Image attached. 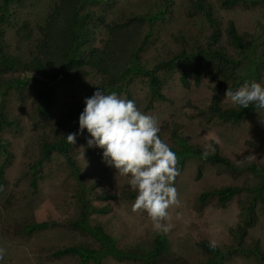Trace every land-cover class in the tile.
Masks as SVG:
<instances>
[{
  "label": "rangeland",
  "instance_id": "obj_1",
  "mask_svg": "<svg viewBox=\"0 0 264 264\" xmlns=\"http://www.w3.org/2000/svg\"><path fill=\"white\" fill-rule=\"evenodd\" d=\"M193 1L88 0L74 6L72 10L76 9L78 14L77 23L82 33L83 45L91 44L103 50L110 44L108 26L121 23L124 16L133 15L132 13L144 17L153 16L163 7L165 12L153 22L144 21L140 24V31L136 33L131 44L138 47L145 39L136 59L141 66H150L171 54L182 50L189 52L193 46H204L207 43L209 28L203 17L190 16V5ZM208 2L223 26L231 19L244 39L249 42L252 40L256 44L255 54L264 55L262 7L257 4L223 7L221 0ZM55 6L58 5L53 0L10 2L8 9L11 21L3 26L5 51L22 62L28 61L42 39L43 33L40 30L45 27L49 16H58L57 14L63 12ZM86 13H90L94 20L86 16ZM62 15L64 16L63 13ZM24 23L29 27L20 33L19 27ZM87 29L92 33L85 38ZM24 31L32 35L30 40H23ZM219 45L227 55H238L223 33ZM91 72L93 71L89 68V73L81 79L82 86L63 75L51 81L55 90L54 102L45 119L36 110V97L31 86H25L19 93L13 88L0 90V115L12 122L0 133L4 153L0 152V164L4 157L9 162L4 171L6 187L0 190V264H78L75 258L52 259L46 253L61 246L84 241L85 238L79 234L60 227L38 230L28 235L19 228L33 221H61L77 214L73 198L76 178L70 172L63 155L54 152L42 166L35 193L31 191L26 171L39 156L41 139L58 138L68 127V121H65L68 109L84 98L85 91L88 90L87 83L90 86L97 82V76ZM157 74L162 81L163 100L151 104L148 102V80L141 74L132 77L128 90L139 110L157 119L159 136L166 144H173L171 136L175 131L190 145L198 146L205 153H209L216 145L220 155L234 164L264 167V110H254L237 125L217 119L209 120L205 114L214 93L219 96L221 106L235 105L226 97L225 85L216 87L219 79L208 67L202 71L198 84L194 83L188 70V86L183 85L178 67L159 70ZM25 75L30 76L32 73L19 69L11 72V75L8 74L6 78ZM256 82L264 84V74ZM124 96V93L119 95L122 99H125ZM60 121L62 124L58 125ZM86 136V131L77 135L75 144H71L70 156L82 175L83 184L91 187L93 194H115V198L107 201L93 200V205H106L109 212L93 214L92 220L101 223L118 245L146 248L155 235L159 234L165 237L167 243L165 261L172 264H202L209 255L199 249V241H214L220 248L232 242L230 228L241 222V206L246 196L241 192L232 197L225 207L208 202L201 209L197 205V197L201 192L222 186H254L258 184L257 176L246 170L234 173L208 162L185 158L184 167L174 180L178 204L168 209L169 215L164 221L168 231L158 232L147 213L143 210L134 211V201L125 196L128 191L135 192L128 184L129 178L120 175L116 169L110 170L99 157L88 152ZM83 147L85 165L81 158ZM198 170L201 172L200 176ZM8 194H14L16 201L5 208L3 201ZM19 198L22 200L18 201ZM251 240L259 242L260 251L264 255V206L259 203H256V223L248 229L245 237L246 242ZM101 264L138 263L106 258ZM224 264L264 262L255 256L240 255L232 256Z\"/></svg>",
  "mask_w": 264,
  "mask_h": 264
},
{
  "label": "trees",
  "instance_id": "obj_2",
  "mask_svg": "<svg viewBox=\"0 0 264 264\" xmlns=\"http://www.w3.org/2000/svg\"><path fill=\"white\" fill-rule=\"evenodd\" d=\"M12 1L2 0L0 2V90L13 88L19 93L25 86H31L36 97V110L45 119L54 102L53 95L55 90L51 81L59 75H63L64 78L81 85L83 84L81 79L89 73V68L93 71L91 73L97 76V82L91 83L92 85L90 86L88 83L86 84L88 90L85 91L84 98L68 109L65 115L68 127L62 131L58 138L55 137L50 140L44 137L41 139L39 156L26 171L29 186L34 193L38 187V180L45 162L50 159L54 152L63 155L70 167V172L76 178L73 198L77 214L73 218L61 221H33L20 226V231L30 235L37 230L61 227L83 235L84 241L61 246L50 253H46V256L52 259L61 260L65 257H71L75 258L78 264H101L104 258L111 257L119 261H133L138 264H172L164 260L167 251V243L164 236L155 235L146 248L129 245L126 248H119L115 239L105 231L101 224L91 222L90 216L92 213L103 214L109 211L107 206L96 208L93 205V200L106 201L115 198V194H93L91 187L83 184L82 175L71 159V144L68 143L66 136L78 130V116L83 110L84 99L90 97V92L95 91L99 87L104 90L105 94L116 92L119 96L124 93L125 99L134 101L129 94L128 86L134 75L141 74L148 80V102L151 104L154 101L164 99L161 93L162 81L157 74L159 70L178 67L183 85L188 86V70H190L194 83L198 84L202 71L208 67L209 71L219 79L216 87L225 85L227 89L236 90L246 81H258L262 77L264 74V55L258 56L255 54L256 44L252 40L250 42L245 40L231 19H228L225 22V26H223L221 20L216 17L208 0H194L190 5L189 13L190 16L203 17L205 24L209 28V33L206 35L207 43L204 46H193L189 52L182 50L171 54L166 59L150 66H141L136 59V54L141 45L144 44L145 39L142 40L138 47L131 45L132 41L135 39L136 33L140 31V24L144 21L153 22L154 19L165 12L163 7L153 16L144 17V15L132 13L133 15L124 16L121 23H114L112 26H108L110 44L100 50L91 44H88L89 46L83 45L82 33L77 23L78 14L76 9L72 10L74 6L88 0H53L58 5L55 8L62 9L65 17L62 13L57 15L63 16V18L49 16L46 22L47 26L45 25L40 30L43 36L35 51L31 54L28 61L22 62L8 54L4 49L3 26L11 21L8 4ZM236 4L244 6L257 4L263 8L264 13V0H221L223 7H232ZM86 16L94 20L90 13H86ZM28 27L29 25L24 23L21 28L19 27L20 33ZM91 33L92 31L87 29L85 38L89 37ZM222 33L225 35L228 44L238 52L235 57L227 55L219 45ZM23 34L25 35L24 41H28L32 37L27 31H24ZM147 36L148 34L146 33L145 37ZM19 69L26 73H32V75L6 78L8 74L11 75V72ZM254 110H256L254 105L244 109L238 106L223 107L220 105L219 96L214 93L205 115L209 120L217 119L220 122L237 125ZM11 124L12 122L8 121L5 116L0 115V133L5 126ZM61 124L62 121L58 123V125ZM171 139L173 144L169 146L177 156L176 167L178 174L184 167L185 158L191 157L199 162H208L234 173L246 170L259 178L258 184L254 186H222L211 191L201 192L198 195L197 205L199 209L208 202H214L216 206L225 207L232 197L241 192L246 196L241 206V222L230 228L232 242L229 245H224L220 248L217 245L210 247V243L207 241H199L197 243L199 249L209 255L208 259L202 264H224L232 256L240 255L246 257L255 256L264 262V255L260 251L259 242L251 240L248 243L245 241L248 229L256 223V203L264 206V167L258 168L253 164L244 166L234 164L228 158L220 155L216 145L205 155V152L198 146L190 145L186 140L178 136L175 131H173ZM2 148L3 144L0 136V152H2ZM87 151L102 160V149L88 148ZM5 153L8 152L5 151ZM8 163L7 158L4 157L3 162L0 164V190H4L6 187L4 171ZM109 168L110 170L115 169L113 167ZM200 175L201 172L198 170V176ZM125 196L129 200L134 201L136 193L128 191ZM15 201L16 196L8 194L3 201V206L7 208Z\"/></svg>",
  "mask_w": 264,
  "mask_h": 264
},
{
  "label": "clouds",
  "instance_id": "obj_3",
  "mask_svg": "<svg viewBox=\"0 0 264 264\" xmlns=\"http://www.w3.org/2000/svg\"><path fill=\"white\" fill-rule=\"evenodd\" d=\"M225 95L241 109L254 105L255 109L264 110V84L259 82L246 81L236 90L228 88ZM85 131L87 147L102 149V161L107 166L115 168L120 175L129 178L128 184L136 192L133 210L145 211L156 231H168L164 223L169 215L168 209L178 204L177 190L174 186V180L178 175L176 167L178 160L175 152L160 138L157 119L140 111L134 101L122 99L116 92L105 94L99 87L90 97L84 99L83 110L78 116L77 133L66 136L68 143L74 145L77 135ZM81 158L85 165L84 147ZM104 206L106 205L95 207ZM93 214L102 213H92L90 216L92 223H99L93 222ZM72 232L83 236L76 231ZM117 246L127 247H122L118 243ZM210 247H215L214 241L210 242Z\"/></svg>",
  "mask_w": 264,
  "mask_h": 264
}]
</instances>
